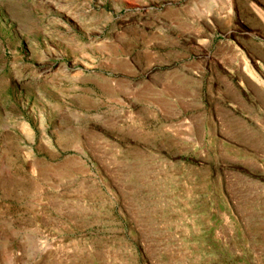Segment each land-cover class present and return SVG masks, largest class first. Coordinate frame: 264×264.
<instances>
[{
  "label": "rangeland",
  "instance_id": "1",
  "mask_svg": "<svg viewBox=\"0 0 264 264\" xmlns=\"http://www.w3.org/2000/svg\"><path fill=\"white\" fill-rule=\"evenodd\" d=\"M0 264H264V0H0Z\"/></svg>",
  "mask_w": 264,
  "mask_h": 264
},
{
  "label": "bare ground",
  "instance_id": "2",
  "mask_svg": "<svg viewBox=\"0 0 264 264\" xmlns=\"http://www.w3.org/2000/svg\"><path fill=\"white\" fill-rule=\"evenodd\" d=\"M50 58H52V57H50ZM47 59V58H46ZM50 62V61H49ZM80 62V61H79ZM84 63H85V61H84ZM87 63V62H86ZM76 64V63H75ZM83 64V63H82ZM44 65H45V63H44ZM71 66V65H70ZM73 67H75V65L73 66ZM60 68H61V66H60ZM43 69V68H42ZM72 69V68H71ZM75 69V68H74ZM52 70H53V67H48V68H46L45 70H42V72H43V74L45 75V76H48V75H50L51 74V72H52ZM59 71L57 70V73H58ZM69 70H67V69H64L63 71H62V75H69ZM45 118V117H44ZM45 121V120H44ZM43 123V122H42ZM44 124V123H43Z\"/></svg>",
  "mask_w": 264,
  "mask_h": 264
}]
</instances>
